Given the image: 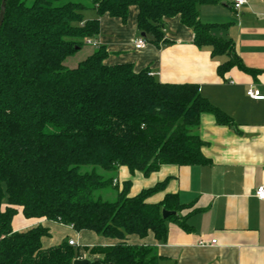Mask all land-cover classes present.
Wrapping results in <instances>:
<instances>
[{
  "label": "trees",
  "instance_id": "obj_1",
  "mask_svg": "<svg viewBox=\"0 0 264 264\" xmlns=\"http://www.w3.org/2000/svg\"><path fill=\"white\" fill-rule=\"evenodd\" d=\"M85 1H6L0 28V264H73L81 257L68 242L43 249L41 240L50 232L41 226L13 232L17 208L27 219L118 241L93 247L90 252L101 258L90 264H158L154 246H131L126 238L152 234L164 242L169 224L187 229L180 215L185 207L176 195L147 202L165 182L130 197V182L118 190L97 169L125 167L147 177L162 166L204 165L198 133L203 116L233 126L197 86L162 84L131 65L107 66L102 46L75 68H65L66 59L97 38L101 16L125 23L135 7L138 32L155 46L162 41L163 20L178 16L197 48L228 58L217 68L219 75L232 68L253 78L260 73L243 65L231 41L211 35L217 25L199 21V7L215 0ZM88 10L96 18L85 20ZM84 167L91 169L83 172ZM108 188L117 192L112 202L97 197ZM162 209L177 216L163 219Z\"/></svg>",
  "mask_w": 264,
  "mask_h": 264
},
{
  "label": "crops",
  "instance_id": "obj_2",
  "mask_svg": "<svg viewBox=\"0 0 264 264\" xmlns=\"http://www.w3.org/2000/svg\"><path fill=\"white\" fill-rule=\"evenodd\" d=\"M223 2L201 5L199 21L218 26L211 35L231 41L243 65L260 72L255 78L237 68L219 75L217 68L228 58L212 57L209 47L197 48L192 31L180 23L178 16L163 20V37L158 46L138 32L135 7L129 9L125 23L108 15L99 18L95 40L108 54L104 61L107 66L131 65L135 73L147 69L162 84H193L210 105L233 123L232 127L217 125L211 116H203L198 133L204 144V165L162 166L147 177L141 173L131 175L125 167L99 172L112 179L118 190L124 182H130V197L165 182L164 189L147 202L159 204L166 195H176L185 207L180 215L186 216L187 229L169 224L164 242H156L152 234L126 238L131 246H154L160 257L158 264H264V201L253 195L264 186V101L246 96L251 88L264 96V0H246L238 11L233 9V0L228 5ZM91 12L89 18L84 15L85 20L96 18ZM139 38L145 45L136 50L134 42ZM98 195L112 202L117 192L108 188ZM16 210L11 222L13 232L38 226L49 230L50 236L41 240L43 249L72 240L79 248L80 259L92 261L101 258L90 252L93 247L118 243L43 218L27 219L21 208Z\"/></svg>",
  "mask_w": 264,
  "mask_h": 264
},
{
  "label": "built area",
  "instance_id": "obj_3",
  "mask_svg": "<svg viewBox=\"0 0 264 264\" xmlns=\"http://www.w3.org/2000/svg\"><path fill=\"white\" fill-rule=\"evenodd\" d=\"M246 4V0H233V9L235 11H238L243 5ZM99 43L95 40H88L86 42V45L88 46H92V47H98ZM145 45V41L142 38L137 39L134 42V47L136 50H140L144 47ZM149 76L152 77V74L149 72L148 73ZM246 96L253 100V101H264V96L260 93L259 90L255 89V88H251L246 92ZM254 197L259 200V201H264V186H260L258 187L255 191H254ZM211 244H215V241H212ZM68 245L69 246H75V243L72 240L68 241Z\"/></svg>",
  "mask_w": 264,
  "mask_h": 264
},
{
  "label": "rangeland",
  "instance_id": "obj_4",
  "mask_svg": "<svg viewBox=\"0 0 264 264\" xmlns=\"http://www.w3.org/2000/svg\"><path fill=\"white\" fill-rule=\"evenodd\" d=\"M27 5H30L32 3L33 0H23ZM68 1H79V0H63V2H68ZM82 1V0H81ZM86 1L84 0V3ZM231 2V0H224L223 3L225 4H229ZM83 15H85V17H90L92 15V12L91 10H88V11H85L83 13ZM95 50L94 47L92 46H88V45H83L81 47V49L73 56V57H70L68 59H66L63 63V66L67 69H73L77 66L78 63H80L81 61H83L84 59H86V57H88L89 55H91L93 53V51ZM91 168H87V167H84L82 168L81 171H90ZM97 172H101V170L97 169ZM103 173V172H102ZM111 190V189H109ZM101 195H98L97 193V197H99L101 200H102V196L100 197ZM103 201V200H102Z\"/></svg>",
  "mask_w": 264,
  "mask_h": 264
},
{
  "label": "water",
  "instance_id": "obj_5",
  "mask_svg": "<svg viewBox=\"0 0 264 264\" xmlns=\"http://www.w3.org/2000/svg\"><path fill=\"white\" fill-rule=\"evenodd\" d=\"M6 1L7 0H2L1 4H0V28L2 26L3 19H4ZM141 37L146 38V36L144 34H141ZM161 216L163 219H166L167 217H170V216H177V213L168 212V211L162 209L161 210ZM90 263H91V261L86 260V259H77L73 262V264H90Z\"/></svg>",
  "mask_w": 264,
  "mask_h": 264
}]
</instances>
